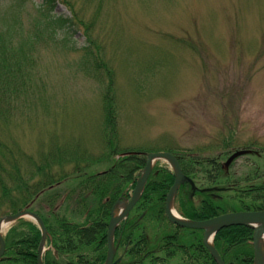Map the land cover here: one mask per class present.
Wrapping results in <instances>:
<instances>
[{"label": "rangeland", "instance_id": "rangeland-1", "mask_svg": "<svg viewBox=\"0 0 264 264\" xmlns=\"http://www.w3.org/2000/svg\"><path fill=\"white\" fill-rule=\"evenodd\" d=\"M42 2L0 0V26L15 21L24 38L14 87L0 86V157L23 171L66 144L95 157L110 136L118 154L190 152L221 164L251 147L216 176L228 186L209 187L204 169L189 189H226L232 200L237 184L244 198L264 164V0H56L50 16L73 26L51 36ZM109 90L115 125L103 111ZM13 209L0 199V220Z\"/></svg>", "mask_w": 264, "mask_h": 264}, {"label": "trees", "instance_id": "trees-1", "mask_svg": "<svg viewBox=\"0 0 264 264\" xmlns=\"http://www.w3.org/2000/svg\"><path fill=\"white\" fill-rule=\"evenodd\" d=\"M55 2L43 0L38 9L44 20V31L49 36L54 34V27L73 26L68 19L50 16ZM11 22L5 21L7 25L3 22L6 28L0 26V86L6 90L14 87V75L21 70L17 60L21 56L17 53L24 45L23 35L17 31L18 24L15 25L14 21L10 25ZM14 39H20L17 47L11 44ZM107 76L111 80L109 72ZM104 97L106 120L115 125L113 114L109 113L114 95L107 91ZM114 125L109 126L110 132H114ZM114 140V136H110L95 157L85 150L63 145L58 148H63L61 151L43 153L40 164L31 161L34 165L23 171L15 158H7L6 152L0 157V175L15 183L10 188L0 179V199L14 207L13 214L24 210L36 214L49 235L51 249L44 255L43 264H103L110 209L121 197H128L145 164V159L138 155L118 154ZM116 155H119L117 159ZM176 155L186 176L195 180L198 178L196 172L203 173L206 169L204 181L209 187H221L223 183L229 185L228 177L216 178L224 172L216 158L200 160L190 152L187 157ZM191 157L193 162L188 159ZM5 162L9 170L4 168ZM102 167L104 171L99 172ZM255 173L257 182L244 183V198L237 194L243 190L237 184L234 186L237 198L232 200H227L225 193L220 194L225 196L221 200H214L206 193L196 196L197 202H194L181 188L176 202L178 208L183 217L192 221H204L228 212L264 211V164ZM172 183L173 175L169 170L155 168L151 172L141 199L127 219L131 221L127 226L133 228L127 229L121 240V251L127 247L130 252L123 264L128 261L130 264H216L203 245L202 231L179 228L167 221L164 201ZM13 192L16 194L12 195ZM120 234L121 231L115 234L116 240ZM252 236L253 231L246 227L222 229L214 237V247L225 264H252ZM40 238L41 233L34 224L17 221L5 236L6 250L0 264H37Z\"/></svg>", "mask_w": 264, "mask_h": 264}, {"label": "water", "instance_id": "water-1", "mask_svg": "<svg viewBox=\"0 0 264 264\" xmlns=\"http://www.w3.org/2000/svg\"><path fill=\"white\" fill-rule=\"evenodd\" d=\"M243 154V153H242ZM240 153H236L228 160L227 164L230 163L234 158H236L239 155H242ZM164 160L171 166L173 172H174V183L171 186L165 200V214L167 219L170 223L181 227V228H188V229H196L201 230L204 232L203 235V242L206 246V248L209 250L212 258L215 260L217 264H224L222 260L220 259L219 255L217 254L216 250L210 243V239L212 240L213 236L224 228L229 227H236V226H242L249 228L253 230V264H264V256H263V248L261 244V239L264 235V211L262 212H235V213H228L225 215L218 216L216 218L203 221V222H192L185 220L179 216H176L173 214V206H174V198L176 196V192L178 190V187L181 184H184L188 182L191 186H193L192 182L189 181L181 172L180 167L176 161V159L171 156L170 154L166 153H156V154H148L146 155V164L145 167L140 175V177L136 181V185L133 191V194L130 198V201L128 203H123V209L119 210L118 213L115 215V212L117 211L116 208H113L111 211V219L108 226V233H107V245H108V252H107V259L105 264H113V256H114V250H113V232L114 229L117 227V225L128 215L130 210L134 207V205L139 200L145 183L147 181V178L151 172L152 166L156 161ZM194 190V187L192 188ZM31 218L35 222L38 223L39 228L43 235H45V228L42 224V222L39 220L37 216L34 214L28 213V212H21L18 214H15L10 217H5L1 219L0 221V258L2 257L4 253V240L2 236V223H12L20 218ZM44 239V238H43ZM43 242L40 244L39 248V264H41V248H42Z\"/></svg>", "mask_w": 264, "mask_h": 264}, {"label": "flooded vegetation", "instance_id": "flooded-vegetation-1", "mask_svg": "<svg viewBox=\"0 0 264 264\" xmlns=\"http://www.w3.org/2000/svg\"><path fill=\"white\" fill-rule=\"evenodd\" d=\"M184 190H185V193H188V191H189V187H188V185H184L183 187H182ZM181 190V189H180ZM202 189H198L197 191H195V196H201L200 194H202V195H204V194H208V195H210V193H208V192H200ZM211 196V195H210ZM143 215L144 214H142L140 217L142 218L143 217ZM140 219V218H139ZM130 222L131 221H129V220H126V221H124L123 223H122V225L116 230V233L117 232H120L121 231V234H120V236H118V241H120L119 243H118V245H117V249H116V253H115V258H114V261L115 260H120V262L118 263V264H123V259L127 256V257H129V254H130V252L128 251V249L129 248H127V247H123V251H121V249H120V247H121V240H122V238H123V236H124V232L127 230V229H132L133 228V226H127V225H129L130 224ZM136 228L134 227V229L133 230H135ZM136 232H138V231H136ZM135 232V233H136ZM115 233V234H116ZM152 252H154L153 250H152ZM130 262L131 261H128V262H125V264H130ZM189 262V261H188Z\"/></svg>", "mask_w": 264, "mask_h": 264}, {"label": "bare ground", "instance_id": "bare-ground-1", "mask_svg": "<svg viewBox=\"0 0 264 264\" xmlns=\"http://www.w3.org/2000/svg\"><path fill=\"white\" fill-rule=\"evenodd\" d=\"M172 212H173L174 215L179 216L174 210H173ZM6 227H7L6 223H2V225H1L2 230H3L4 228H6ZM106 233H108V230L106 231ZM209 241L211 242V240H209ZM261 244H262V248H263V256H264V235H263V237H262V239H261ZM211 258H212V257H211ZM213 261H215V260L213 259Z\"/></svg>", "mask_w": 264, "mask_h": 264}]
</instances>
